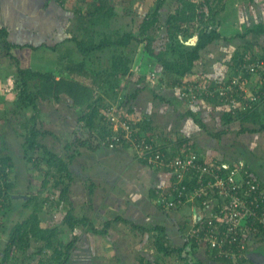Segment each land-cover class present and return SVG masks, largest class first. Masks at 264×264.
<instances>
[{
    "label": "crops",
    "instance_id": "0c3cea01",
    "mask_svg": "<svg viewBox=\"0 0 264 264\" xmlns=\"http://www.w3.org/2000/svg\"><path fill=\"white\" fill-rule=\"evenodd\" d=\"M249 1L251 0H224L223 9H227L228 6L229 9L227 10L229 11L224 10L220 13L222 17L218 19L217 27L224 39L228 37L229 40L226 45H233L239 41L238 37H241L240 39L251 41L250 44L262 46L260 41L264 40L261 39L264 37V33L256 35V38H259L257 41H253L255 36H252V39H248L249 35L243 34L255 24L264 23V0H258L257 3L259 5L256 3L245 4ZM166 2L167 0L163 3V6ZM241 2L244 3L242 4L243 7L240 8L243 9L242 12L238 9ZM156 3L157 0H0V26L7 29L8 40L12 45L11 53L13 54L12 51L17 50L18 56L15 54L13 56L19 60L23 67L31 68L35 71L51 72L57 80L80 82L83 85H87L89 89L94 88V92L96 90L101 91L100 89L103 88L107 95L112 93L116 98L114 91H121V94L125 93V91H135L141 85L139 84L141 80L146 79L145 74L149 71L150 62H154L146 51L143 52V57L137 55L136 49L138 47L145 48L144 39L154 34V30H159L161 27L165 31L167 30L166 25H158V22L155 27H150L143 33L140 30L143 21L155 11ZM210 7L214 6L210 5ZM139 8L141 9L139 10ZM234 10H238L239 15H241V23L245 25L246 29L243 30V26L240 27L238 22H234L235 32L232 31L225 34L226 29L224 26L228 25L224 23L226 15L231 17V13ZM143 14L142 19L138 20ZM250 21L254 24H251ZM126 33H132L138 38H133L126 46L116 44V40ZM197 40V32H194L192 38L190 37L186 43L195 45ZM190 41L195 44L190 43ZM79 42L86 44L82 46V49L95 43L97 45L103 44V47L83 52ZM217 42L202 50L201 57L196 61L193 68L192 77H206L209 76L207 75L209 72L213 76L212 80H221L226 77L239 75L240 65L237 60L240 59L238 55L235 57V54L231 55V52H228L226 55L220 56L216 51H218L217 48L219 46H222V44H219L222 41ZM262 42L264 45V41ZM31 52H44L46 54L45 58H47L46 62L50 60L49 65L43 66L46 62L37 61L41 60L42 57ZM239 52L243 54L245 51ZM49 55H52V57ZM3 58V63L6 62L5 59L9 61L8 57L5 58L3 56ZM120 58H122V61H127L129 70L126 75H118L112 72L113 63L119 61ZM32 62L33 66L30 65ZM132 62H134L133 66L130 65ZM137 62H140L142 66H139ZM5 66L11 68V63L5 64ZM219 66L224 69H217ZM208 67H212L214 71H211L212 69ZM4 69L7 70L5 73H8V69ZM157 70L160 71L158 68ZM1 71L4 70L2 69ZM119 76H121V85L115 86L113 90L111 87L113 86L112 83L114 82L115 84L117 80L115 81L114 79ZM109 77L114 79L110 80ZM187 77L179 78L180 82H185ZM95 79H98V81L94 82ZM129 79L133 81H129ZM9 81L12 82L11 85L14 87V80L11 78ZM136 83L139 85L136 86ZM180 85V83L175 85L173 80L165 81V92L171 91L169 89L177 90H174L177 93V97L173 98L179 106H184L183 104H185L189 108H193L192 110L196 111V114L204 109L205 115L213 117L210 121L218 118L219 123L214 121L217 126V132H212L209 128L211 122L208 125L206 120H202L205 124V126H202L196 120L186 121L184 127L187 130L180 129L179 131L187 137H183L184 139L180 142L179 148H185L189 145L204 156L207 161H225L230 164H237L243 161L246 168L264 184V128H261L264 125V105L261 108V116L256 121L251 119L241 122L235 119L231 123H226L225 118L227 116L225 113L230 112V105L222 104L206 96L188 100L187 96L182 93ZM244 85L247 89L250 87L255 88L256 85L259 88L262 85L264 86V73L251 75L250 78H246ZM12 89L7 95L5 103H3L4 93L0 92V113L2 110L8 113L6 103L7 101L9 104L13 102ZM59 90L61 92L53 93V91V94L49 96H40L36 99L39 111L35 119L31 118L35 113L34 107L32 109L31 106L27 107L12 103L15 108L21 105L19 110H23V113L20 116L21 120L18 122L16 118L12 117L13 112H10L9 117L2 122L6 126V130L5 128L0 129V142L3 144L0 152L12 160L14 167L16 160L19 164L18 159L25 152L24 142L29 125H35L41 131L47 130L53 133H42L39 137H51L54 134H58L56 136L60 138L61 142L63 139L69 140V137L71 138L73 134L79 133L80 128L83 127L79 125V129H75L73 123L78 120L80 113L86 107L84 106L85 104H76L71 95L66 92L67 90L64 88ZM147 90L141 91L132 100V104L137 107L135 116H139L137 117L138 120H142L145 116L149 121L151 120L153 129L146 130L151 134L155 131V126H164L165 128L175 120L170 119L171 115H169L170 111L168 110L163 112L162 122L158 121L157 117H160L158 115L159 111L157 106L153 105L154 103H151V101H147L144 104L145 108H143L144 106L138 107L136 105L137 100L142 101L141 97ZM165 96L167 95L165 94ZM47 98H51L50 101ZM241 104L244 105V96L239 99L238 106L241 107ZM74 106L80 108L78 115H75ZM177 109L181 114L184 112L179 107ZM221 110L223 112L218 117L215 112ZM86 111H88V108ZM80 122L83 123L84 121L81 120ZM234 125L237 126L236 130H234ZM165 129L168 130V128ZM155 132L162 134V130ZM218 132L221 135H216ZM190 137V142L185 141L186 138ZM168 140V138H164L159 141L166 143L169 147L174 146L169 144ZM41 142L44 143L43 140ZM46 146L52 150L51 147ZM126 150L131 151L124 147L113 150L103 146L96 150H91L98 155L93 154L94 162L89 161L81 172L72 168L70 163L76 156L78 158L84 155L82 150L69 163L73 177L70 197L74 206V214L76 204H82L87 200L90 209L87 208L85 210V215L82 218L87 217L98 229H101L108 221L118 219L104 233L93 232L89 228L83 230L80 235L73 232L77 240L75 245L79 246L74 247L71 251L69 261L71 264H169L171 256L174 258L175 254L165 255L163 250L159 249L157 242L159 236L167 246L182 247L185 245L186 232L192 226V222L196 221L194 219L195 207L184 206L182 210H168L159 204L157 205L154 201L155 192L167 184L169 177L164 172L157 171L151 166L147 165L148 167H144L139 165V160L134 156L135 162L132 160V163L129 162L125 159ZM52 151L58 154L56 151ZM58 155L60 156V154ZM35 157L38 159H35ZM35 157L32 160L36 161V163L44 160L47 164L42 150L35 152ZM47 166L48 168L52 167L48 164ZM140 167L148 170L144 173V170ZM18 172L21 171L18 170ZM26 172V170H23V173ZM163 175H165V178ZM22 182L24 186L26 183L23 177ZM83 184L87 186L88 191L87 189L85 190ZM143 185L147 187V190L139 192V189L141 190L139 187ZM81 192H84L90 198H86L83 202H76V195ZM115 198L117 201H115ZM185 208L188 209V212L187 214H182ZM79 211L81 212V209ZM91 212L93 213V218H91ZM75 229L72 231H75ZM260 245L261 243L256 247H250L248 253H264V247ZM194 251L196 260H200L203 264H223V262L236 264L235 262L237 261L250 260L248 257L240 260H218L204 247H196ZM174 260H176L173 262L174 264H189L178 257Z\"/></svg>",
    "mask_w": 264,
    "mask_h": 264
},
{
    "label": "trees",
    "instance_id": "16d2710c",
    "mask_svg": "<svg viewBox=\"0 0 264 264\" xmlns=\"http://www.w3.org/2000/svg\"><path fill=\"white\" fill-rule=\"evenodd\" d=\"M165 0H157L155 11L152 14H149L147 19H145L142 23V26L140 28L141 32L143 33L146 29L155 27V24L159 21V12L160 9L163 6V3ZM180 4L175 8L176 10L169 14L167 17L166 23L164 24L167 27L166 30V37L165 42L166 47L165 49H156L154 47V40L156 35L151 34L147 36L145 40V50L146 52L151 56V58L155 63L160 64V73L161 74H170L165 76H160V78H157V82H164L173 80L174 84L177 85L180 83V88L184 84L183 81L180 82L179 78L188 76L191 79H194L192 77L193 75V68L195 66V63L197 60L201 57V52L205 48L209 47L211 44L223 39L221 32L219 31V28L211 27L209 28V25L214 20L213 14L207 15L205 11L203 10L204 7H209L210 10V0H179ZM199 9H202L203 11H198ZM204 20H207L208 25L205 26H197L196 25L199 22H204ZM194 32H197L198 40L195 45L187 44L186 41L193 36ZM246 33L250 34H263L264 33V23H257L253 27H250L246 30ZM133 38L135 37L132 33H126L119 39H117L116 44H120V46H126L128 45ZM0 39L3 43L4 52L6 56L10 57L13 62L16 63L17 69H16V86L20 88L18 99L20 101L19 104L25 105L27 107L31 106L32 109L34 107L35 113L31 116V118H37L36 114L38 115V108L36 104V99L40 96H49L57 91L61 92L59 89H65L66 92L71 95L74 102L76 104H82L84 103L89 108V111L86 114H89V118L87 119V123L89 126L93 125L94 122V116L97 117L99 113V109L101 110L102 105L95 99H93L94 94V88L89 89L87 85H83L80 82H69L64 81L63 79L57 80L54 75L51 72H41V71H35L31 68H25L23 67L19 60L13 56L11 53L12 45L8 40V31L6 28L0 26ZM140 40V39H139ZM142 42V41H141ZM81 49L82 46L86 45L85 43H80ZM100 47H103V44H93L91 46H88L87 48H83V52L85 51H91L94 49H98ZM249 50V48H248ZM240 52H237L235 57L238 55L240 60H237L239 65L243 66V64L247 61L244 59V56L246 54H251L249 51L245 50L243 54H239ZM249 62H255L256 60H263L264 61V55L257 57L254 59L253 56L250 55ZM113 67V73L114 74H122L126 75L128 73L129 67L127 66V61H122V58H120L119 61H115L112 65ZM241 68V67H240ZM111 72V73H112ZM242 81L245 82L246 78H250V74H246L245 71ZM110 73V74H111ZM112 73V74H113ZM264 73V70L261 72ZM177 76V77H175ZM101 77V75H99ZM187 77V78H188ZM110 80H113L114 78L109 77ZM116 82L112 83L113 86H111L114 90V87L117 85H121V76L114 79ZM98 81V79H95L94 82ZM129 81H133L132 79H129ZM93 82V84H95ZM147 79L141 80V85L136 83V86L139 85L135 91L122 93L121 91H114L116 95V99L118 102V114H121L123 117L124 115H128L131 119L135 120L130 115L135 112L134 107L132 106V100L135 99L138 94L141 91H144L146 89H149V85L146 83ZM33 84V89L31 88ZM93 87V85H92ZM123 90V89H122ZM54 91V92H53ZM53 92V93H52ZM264 86L259 88V90L256 92V100L250 101V98H245V102H249L250 107L247 109L240 111L237 108H232L230 112L225 113L227 118H225L226 123H231L233 120L238 119L241 122H245L248 120L256 121L261 116V108L264 105ZM183 93V89H182ZM244 96V95H243ZM119 97H122L121 100H119ZM162 100H165L164 97H161ZM107 105L104 109V113H102L103 119H105V123L99 124V126L96 128V131L100 134L99 137H97L94 141L87 139H82L79 137L76 142L79 143L78 146L80 147H88L91 150H96L100 147H102L101 139L105 138L107 134H110V130L108 127L109 121H108V114L106 112ZM104 114V115H103ZM188 114H192L193 117H195L196 122L201 124L202 126H205L202 120L198 119L197 114L193 111H189ZM83 119H86V115L83 116ZM137 125L141 128L143 132H147L149 129H153V126L151 125V120L149 121L148 118L145 116L142 118V120H136ZM141 122V123H140ZM141 124V125H140ZM27 134L26 139L24 142V147L26 151L31 150L35 152H39L42 150L44 154V159L47 160V164L54 167L56 170L57 175V183H64V186L61 189V192L59 194L58 198V205L62 209L65 210L66 214L64 217L65 224L71 229L74 230L79 224L84 223L87 225H90V230L93 232H106L108 228L112 225L113 222L118 221L116 220H110L108 221L101 229H98L94 223L89 220L87 217L84 218H77L73 212L74 206L70 197V188H71V182L73 181L72 173L70 171L69 163L73 159L74 156L78 155V150H76L73 154L68 156V162L65 161L63 158H61L58 154L50 150L44 143H40L39 141V135L43 134H53L50 131L47 130H40L37 129L35 125H29L27 127ZM261 128H264V125L261 126ZM147 130V131H146ZM91 133L92 129L89 130ZM252 131V129H251ZM154 132V131H153ZM151 133L149 135L150 137L158 136L161 137V134L157 133ZM221 135L220 132H218L216 135ZM190 138H186L185 141L190 142ZM192 142V141H191ZM181 145V144H180ZM164 147H169V145H164ZM71 149V146L69 147ZM47 157V158H46ZM202 160V158H201ZM146 164L145 162H143ZM0 164L3 165L4 168H10L13 166L12 160L2 154L0 152ZM148 165V164H146ZM149 166V165H148ZM157 170V169H156ZM158 171V170H157ZM3 175L6 178L5 179V191L6 193L0 189V197L3 195L4 200L1 202L0 205V229L2 227V220L4 216V211H10L12 198L9 193L11 188L13 187V183L10 179V172L9 171H3ZM68 178V182H65V178ZM10 179V180H9ZM56 183V184H57ZM188 187L191 188V184L188 183ZM4 192V194L2 193ZM184 206L191 207V204H187ZM183 207H180L179 209L182 210ZM208 215H210V212ZM189 222V221H188ZM217 223V222H216ZM193 224V222H192ZM215 225H212L211 228H214ZM57 230L55 228H48V227H42L39 217L36 213H31L30 216L20 223H18L12 233L11 236L7 242V245L3 251L4 262L9 258V253L13 248H19L21 250H26L29 246V243L31 242V239L34 238L36 241H39L42 243V247L40 250L53 248V255L50 257V262L53 264H71L70 261V254L72 249L74 248L76 244V237H74L68 244H66L65 248L63 249V246H55L54 239L56 238ZM159 249L163 250L165 255H173L176 254L181 260H185L186 263L189 264H203L200 260H196L197 258L194 257V249L198 247L196 243L185 241V245L182 247H172L165 245V242L161 240L160 236L157 239ZM188 247L190 249L188 250ZM193 256V258L191 257ZM222 260V259H218ZM226 260V259H223Z\"/></svg>",
    "mask_w": 264,
    "mask_h": 264
},
{
    "label": "rangeland",
    "instance_id": "374dc122",
    "mask_svg": "<svg viewBox=\"0 0 264 264\" xmlns=\"http://www.w3.org/2000/svg\"><path fill=\"white\" fill-rule=\"evenodd\" d=\"M241 1H243V0H241ZM257 2H258V0H256V1L251 0L249 2H246L245 4H250V3L251 4H254V3L258 4ZM166 3H167V5H166ZM166 3L160 9V12H159L160 21H159L158 25L161 24L162 26H165V24L162 22H165V20L167 19V16H169L170 13L174 12L176 10L175 8L180 4L179 0H167ZM223 4H224V0H210V5L214 6V7H211L212 11H210L209 7H207V6L203 8L205 13H207L206 16H208L209 15L208 13H210L211 15L213 14V17H214V22H212V24L209 25L208 29H210L211 27L212 28L216 27L218 25L217 24L218 19L220 17H222V16H220V13L224 10L226 11L227 9H229L228 6H227V9L226 8L223 9V7H224ZM242 4H244V3L241 2L239 4V8H238L241 12L243 10V9H240L243 7ZM140 9L141 8H139V10ZM201 10L202 9H199L198 11H201ZM228 11L229 10H227V12ZM231 14H232L231 17L226 15V20L224 23H227L228 25L225 24L226 26H224L226 29L225 34H228L229 32H232V31L235 32V28H234V24H233L234 22H238L240 27L243 26L242 29L245 30L246 29L245 25H243L241 23V15H239L238 10H234ZM142 16H144V14L141 15L138 18V20H141ZM250 23L254 24V23H252V21H250ZM205 25H208L207 20H204V22H199L196 25V27L197 26H205ZM241 31H240V34H241ZM154 34L156 35L155 40H154L155 41L154 47L156 49H161V50L165 49L166 43H167V42H165V37H166L165 29L163 27H161L159 30H154ZM243 34L249 35L248 39H252V36H255V39H253V41H257L259 39V38L258 39L256 38L257 36L255 34H250V33H246V32H243ZM238 38H239V41L234 43L233 45H226V42H228V40H229L228 37H226L225 39L223 38L224 40L223 39L219 40L217 43L222 41L221 43H219V44H222V46H219L217 48L218 51H216V52L220 56H223V55H226L228 52H231V55H234V54L236 55L237 52H239V51L243 52V51L247 50V52L249 51L251 53L249 55L253 56L254 59L264 55V45L262 42L264 40L260 41L262 46H257L255 44H250L251 41H247V40L245 41L243 39H240L241 37H238ZM244 39H245V36H244ZM261 39H264V37ZM1 41L2 40L0 39V69L1 70L3 69L4 71L0 70V73H1L0 74V92L4 93L3 94L4 95L3 103H5V99L7 98V95L10 93V91L13 87L11 85L12 82L9 81L12 78L14 80V84H15L13 89H12V94H11L12 97L14 96L12 103H15L16 105H18L20 103V101L18 99L20 88L17 87L16 83H15L17 65L15 62H13V60L10 57L6 56L5 52L3 51V45H2ZM214 44H216V43H214ZM248 48H249V50H248ZM144 51H146L144 47H141V48L138 47L136 49V53L140 57L144 56V53H143ZM12 52L16 56H18L17 50H14ZM31 53L42 57L41 60H37V61H44V63L46 62L47 58H45L46 54L44 52H40V53L39 52L38 53L31 52ZM3 56L5 58L8 57L9 61H7L5 59L6 62L3 63V61H4ZM50 57H52V55ZM149 57H151V56L149 55ZM49 62H50V60L47 61L43 66H48ZM8 63H11V68L10 67L7 68V66H5V64H8ZM153 63L154 62H150L149 71L147 74H145L146 79H147L146 83L149 85V89L147 90L146 93H144L142 95V97H141L142 101L141 100L136 101L137 102L136 105L138 107L144 106V104L147 101H151V103H154L153 105H156L157 110L159 111L158 115H160V117H157V120L160 122H162V115L164 114L163 112L168 111V110L170 111L169 112V115H171L170 119H173L175 121L172 124L169 123V126L167 125V127H165V128H168V130H166L164 128V126H162V127H156L155 126L154 129H155V131H161L162 130L161 136L163 138H158V139L160 141H162L164 138H168L169 144L174 145V146L170 147V151L172 153H177L180 151L179 146H180V142L184 139L183 137H187L186 135H184L179 130L180 129H185L184 131L187 130V128L184 127V124L186 123V121H192V120L194 121L195 120V117H193L192 114H188V112L193 111L195 113L196 111L192 110L193 108H189V106H187L183 103L182 104L184 106H179L177 104V102L174 101L173 97H175V98L177 97V93L175 92L177 90L174 89L175 90L174 91L173 89H169L171 91L165 92L166 91L165 87H164L165 81L164 82H157V78H160V76L161 77L165 76V74H161L157 70V68L160 69V64L155 63V65H154ZM24 64L26 66H28L26 63H24ZM36 64H37V62H36ZM137 64L139 66H142V64L140 62H137ZM224 64H227V63H224ZM30 65L33 66L34 65L33 62L30 63ZM130 65L133 66L134 62H132V64H130ZM35 66H37V65H35ZM4 68L8 69V73L7 72L5 73V71H7V70H5ZM208 68L212 69V67H208ZM214 68H217V67H214ZM217 69H224V68H222V66H219ZM211 71H214V70L212 69ZM207 75H209V76L205 77L207 80L213 79L211 72L207 73ZM235 76L236 75L226 77L223 79V81L230 80V79L234 78ZM187 80H190V77H188ZM243 83H245V82H243ZM256 86H255V88L250 87L248 89L245 86L246 93L244 94V91H242L241 89H240L239 93L242 95L244 94V99L250 98L251 96H256V92L259 90V86H257V87ZM31 88L33 89V84L31 86ZM100 90L103 92L96 90L97 92L95 91L96 93L94 92V94H93L94 95L93 99H95V100L97 99L96 101H98L100 103V105H102V106H100L101 110L99 109L100 114H98L97 117L94 116L95 118H94V122H93L92 126H89V124L87 123V119L90 116H89V114H86V113L89 111V108L87 107V105H84L86 107H84V109L80 113L78 120H76V122L73 123L75 129L76 128L79 129L78 128L79 125L83 126L80 128L79 133L73 134V137H71V138L69 137V140L63 139L62 142H61L60 138H57L56 135H58V134H54L51 137L50 136L39 137L40 143H42L41 141L43 140V142L46 145H48L49 147H51L52 150H54L58 154H60V156L63 157V159L67 162H68V156L70 154L74 153L76 150H78V152L80 150H82V153H84V155L82 157H78V158H76L77 157L76 156L74 158V160L70 163V166H72V168H75V170L79 171V172H81V170L84 169V167L86 166V164L89 161L94 162V159L92 158L93 154H95V155H98V154L94 151H91L88 147L78 146L79 143H77L76 140L79 137H81L82 139L88 138L89 140L94 141L97 137H99L100 134L96 131V128L99 126V124L105 123L104 122L105 119H103V117L101 115H102V113H104V109H105L106 105H107L106 112H108V110H109L108 108H110L111 106H115L116 101H117V99L114 97V94L110 93L107 95L103 88H101ZM125 93H127V91H125ZM165 94L167 96H165ZM161 96H163L165 100H162ZM50 99L51 98H47V100H49V101H50ZM12 103L9 104L8 101L6 103V105L8 106L7 107L8 113H5V111H3V110L0 113V129L5 128V130H6V126H4V124L2 122L5 121V119L7 117H9L10 112H13L12 117L16 118L17 122L21 120L20 116L23 113V110H19V109H21V105L16 106V108H15V107H13ZM238 105H239V101L235 106L234 105L230 106L231 110H232V108H237L238 110L243 111V110L247 109L248 107H250L249 102H245L244 105L241 104V107H239ZM132 106L134 107L135 112L132 113L130 116L133 117L134 119H137V117H139V116H137V117L135 116L137 113L136 112L137 107L134 104ZM178 107L184 111L182 114L179 113V110L177 109ZM87 108H88V111H86ZM143 108H145V106ZM242 108H244V109H242ZM79 109L80 108H78L77 106L73 107V110L75 111V115H78ZM204 111H205L204 109L201 110L196 116H198V119H200V120H204V121L206 120L208 125L211 122L209 128L212 130V132L213 131L217 132V130H216L217 126H216L214 121L219 123L218 118L215 119L214 121H210V120H212L213 117L212 116L209 117V116L205 115ZM16 112H17V114H16ZM222 112L223 111L221 110V111H218L215 113L218 117H220ZM84 115H86L85 120L83 119ZM81 120H83L84 122L81 123L80 122ZM2 124H3V127H2ZM234 127H235L234 130H236L237 126L234 125ZM90 129H92L93 133H91L89 131ZM239 129H240V126H239ZM146 133L149 134L148 132H146ZM157 134H160V133H157ZM149 135H151V134H149ZM2 145L3 144L0 142V148L1 149H2V147H1ZM68 146L69 147L71 146V149H69ZM125 152H126V154H125L126 158L125 159H127L129 162H131V160L134 161L132 152L129 150H126ZM34 157H35L34 151H31V150L26 151V149H25V152L23 153V155L18 159L19 164L17 163V160H16L15 167L13 166L10 169H8L10 172V175H11L12 183H13V187L10 190L12 203H11L10 211H7V210L4 211V216H3V220H2V227L0 229V264H53L50 262V257H52V255H53L52 254L53 248H48V249L43 248L42 250H40L42 247V243L39 241H36L34 238L31 239V242L29 243V246L26 250H21L19 248H13L9 253V258L5 262L3 260V257H4L3 251L7 245V242L11 236V233H12L14 227L18 223L23 221L24 219L28 218L31 213H36L38 215L42 227L55 228L57 230L58 233L56 234V238L54 239V244H55V246H63L62 247L63 249L65 248L66 244H68L74 238V235H75L74 233H77L80 235L83 230L88 229V228L90 230V227H89L90 225L87 226L86 224L85 225L79 224L78 227L75 229V231H72L65 224L64 217H65L66 212L64 209H61L60 205H58L59 194L61 192L62 187L64 186V183H57L58 178L56 175L55 168H52V167L48 168V166L44 160H42V162H40V163H36V161L32 160V158H34ZM35 159H38V158L35 157ZM138 164L141 166H144V167L147 166L142 161H138ZM140 168L144 170V173L146 172V170H148V169L143 168V167H140ZM18 170H20L21 172H18ZM23 170H26L27 172L23 173ZM94 170H95V168H94ZM87 175H89V174H87ZM144 175H146V174H144ZM163 176L165 178V175H163ZM163 176H162V178H163ZM22 177L26 183L24 186H23V182H22ZM32 179H33V181H32ZM68 181L69 180L66 177L65 182H68ZM83 185L85 186V190H86L87 186L85 184H83ZM139 188H141V190L139 189V192H143V191L147 190V187L145 185H143ZM87 191H88V189H87ZM84 194H85L84 192L78 193L76 195V202H83L84 200H86V198H88V199L90 198V196L87 197L86 194L85 195ZM119 199H121V198H119ZM115 201H117L116 198H115ZM115 201H113V202L115 203ZM154 201L157 205L159 204L156 197L154 198ZM88 203L89 202H87V200H86L82 204H76V209H75L76 217L82 218L83 215H85L84 214L85 210H87V208L90 209L88 207ZM79 209H81V212L79 211ZM187 212H188V209L185 208L182 211V214H187ZM90 214H92L91 218H93V213L91 212ZM162 239H164V238H162ZM262 245L264 247V242L262 243ZM76 246L78 247L79 245H75L74 247L76 248ZM80 250H81V248H80ZM177 257L178 256L176 254H175L174 258H172V256H171L169 264H174L173 262L176 261L174 259ZM180 262H181V260H180ZM235 263L236 264H255L251 260H246V261H242V262L237 261ZM223 264H226V262H223ZM230 264H232V263H230Z\"/></svg>",
    "mask_w": 264,
    "mask_h": 264
},
{
    "label": "built area",
    "instance_id": "2783aa9c",
    "mask_svg": "<svg viewBox=\"0 0 264 264\" xmlns=\"http://www.w3.org/2000/svg\"><path fill=\"white\" fill-rule=\"evenodd\" d=\"M250 58L249 54L244 56L247 61L243 66L240 65L239 75L230 80H207L201 76L185 80L181 86L183 94L188 100L206 96L235 106L246 93L242 81L245 73L242 71L255 75L264 70L263 60L249 62ZM240 89L244 91L243 95L239 93ZM250 100L255 101L256 96H251ZM108 109L110 134L101 139L102 146L128 148L137 160L169 177L167 184L155 192L161 207L168 210L179 209L187 204L195 207L196 221L187 230L186 241L204 247L217 259L230 260L247 258L250 247H256L259 243L262 245L264 184L246 168L243 161L237 164L207 161L189 145L172 153L170 147H164L166 143L158 140V136L146 135L137 125V119L118 114V102ZM8 169L0 164V189L5 193L6 178L3 171L7 172ZM3 200L2 195L0 205ZM207 211L212 212L208 215ZM212 225L215 227L211 228Z\"/></svg>",
    "mask_w": 264,
    "mask_h": 264
},
{
    "label": "water",
    "instance_id": "95a60500",
    "mask_svg": "<svg viewBox=\"0 0 264 264\" xmlns=\"http://www.w3.org/2000/svg\"><path fill=\"white\" fill-rule=\"evenodd\" d=\"M190 43H193V41H190ZM195 44V43H193ZM190 247H188V250ZM193 258V256L191 255ZM248 258L253 261L255 264H264V253H258V252H251L248 254Z\"/></svg>",
    "mask_w": 264,
    "mask_h": 264
},
{
    "label": "clouds",
    "instance_id": "9594fccd",
    "mask_svg": "<svg viewBox=\"0 0 264 264\" xmlns=\"http://www.w3.org/2000/svg\"><path fill=\"white\" fill-rule=\"evenodd\" d=\"M249 254V253H248ZM247 257H248V255H247Z\"/></svg>",
    "mask_w": 264,
    "mask_h": 264
}]
</instances>
